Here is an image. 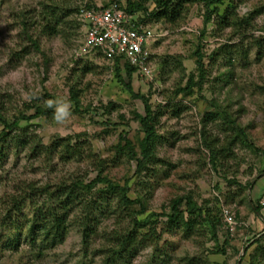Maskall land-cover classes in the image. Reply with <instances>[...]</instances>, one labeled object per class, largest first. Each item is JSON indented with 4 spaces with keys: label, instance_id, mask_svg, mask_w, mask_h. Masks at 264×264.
Returning <instances> with one entry per match:
<instances>
[{
    "label": "rangeland",
    "instance_id": "rangeland-1",
    "mask_svg": "<svg viewBox=\"0 0 264 264\" xmlns=\"http://www.w3.org/2000/svg\"><path fill=\"white\" fill-rule=\"evenodd\" d=\"M51 1L57 0L43 5L41 0H0V112L8 123L20 114L28 117L19 120L17 131L25 137L35 135L45 145L64 137L72 143L80 141L81 155L47 162L32 156L27 144L17 147L12 142L8 147L5 143L0 197L15 193L16 183L42 185L61 178L71 182L77 177L88 191L87 185L97 173L91 161L100 158L103 175L121 185L128 182V196L136 201L144 194L147 206L137 216L147 219L146 225L137 230L134 244L120 249L119 258L111 264H248L254 241H264V206L260 215L253 209L264 205V42L261 49L256 44L264 37V0H225L216 5L218 9L208 21L201 0H171L169 9L158 7L155 0H139L150 14L139 11L135 17L160 36L150 49L152 78L135 71L131 79L124 61L117 66L96 52L78 55L82 27L74 13L62 17L59 11L56 18L46 16L43 7ZM106 1L67 2L78 6ZM229 1L235 5L229 18L232 22L247 25L246 17L254 13L248 31L240 32L231 24L219 31L220 15ZM25 17L35 21L29 31L39 40V49L21 29ZM44 22L56 32L39 33ZM198 49L204 54L205 81L201 89L194 86L179 91L191 75L194 82L198 80ZM122 79L130 80L134 92L148 99L159 136L155 159L140 174L137 161L129 159L119 146L130 141L140 152L145 132L139 115H145L144 104L131 96ZM71 88L78 93L79 111L70 99ZM59 102L70 106V116L63 123L55 120ZM36 105L43 106L38 116ZM221 108L239 122L248 140L236 138V130ZM2 130L7 128L0 123ZM209 144L222 153L217 169L210 162ZM247 183L250 188L244 186ZM104 187L98 183L89 193L100 194ZM187 192L193 193L199 205H206L215 220H221L222 207L235 213L238 226L234 233L228 231L231 241L225 252H215L224 242L222 221L217 227L220 243L215 244L206 222L187 229L164 215L146 218L151 213L170 214V200ZM107 198L109 202H102L94 215L97 228L88 244L74 226L54 241L41 234L31 236L33 207L26 206L21 230L13 233L15 240L9 230L0 229V264H101L108 234L120 232L130 222L126 207L118 210L116 202ZM133 206L138 209L139 203ZM154 228L157 238H151L153 241L140 237Z\"/></svg>",
    "mask_w": 264,
    "mask_h": 264
},
{
    "label": "trees",
    "instance_id": "trees-1",
    "mask_svg": "<svg viewBox=\"0 0 264 264\" xmlns=\"http://www.w3.org/2000/svg\"><path fill=\"white\" fill-rule=\"evenodd\" d=\"M41 5L45 4L47 0H41ZM68 0H57L49 4L48 7H43L44 14L51 15L53 17L59 16V11L62 12V17H69L71 14H77V11L81 7V5L92 6L95 4L92 3H81L76 6L71 2L70 5ZM113 1V0H112ZM121 2V0H116ZM158 4V7H163L164 9H169L171 6V0H155ZM198 1V0H196ZM204 3V7L206 10L205 18L208 21L211 15L218 9L216 7L217 4L224 3L225 0H201ZM126 11L129 13L135 14L136 12L142 11L143 13H148V10L142 1L137 0H125ZM229 6L227 9L220 15L219 31L224 27L230 26L231 24L233 28H236L240 32L248 31L247 28L251 24V18L254 13H251L248 17H246L247 25L243 23H239L235 19L233 22L230 21V16L232 18V14L235 9V5L232 1H229ZM228 5V4H227ZM45 8V9H44ZM174 10V9H173ZM258 13V11H257ZM77 18V16H76ZM35 19V18H34ZM78 20V19H77ZM22 25L21 29L24 34H27V39L36 47L40 48L39 40L34 36L29 30L30 26L35 24L33 20L28 21V17L21 19ZM65 22V21H64ZM80 26L81 23L78 20ZM249 24V25H248ZM264 29V25L261 27ZM51 30V27L48 23H41L39 25V33H48L49 35L54 34L56 31ZM264 42V37H261L256 44L261 49V44ZM217 53H213L211 57L213 58ZM196 66L198 69V80L194 82V77L191 75L188 78L187 84L180 88L179 91L183 90H191L194 86H197L198 89H201L206 76V68L204 66V54L201 53L200 49L196 51ZM118 66V62H116ZM126 75L129 79L136 71V68L133 66L125 64ZM120 76V75H119ZM124 84V88L131 94L132 97L141 98L144 104L145 115L140 116L141 118V126L144 128L145 135L143 139L140 140V152L138 153L135 150V147L132 145L130 141H127L123 146H119L121 152H126L128 154L129 159H134L137 161V172L140 174L147 166L152 163L155 159V148L159 139L158 134L155 131L154 127V111L149 104V101L144 96H141L134 92L131 82L125 81L122 79ZM70 99L75 104V109L79 111L80 101L78 98V93L74 89H70ZM215 106L220 107L219 104L215 103ZM35 116L41 114L43 112V106L36 105ZM223 115L226 117L228 123H230L234 127V131L236 130L235 136L236 138L241 139L242 141L248 140V135L245 133L239 122L231 117L225 109L221 108ZM23 114H20L13 118V121L7 122L5 117L0 112V123L4 125V128L7 130L0 131V170L2 167V163L6 156H4L5 143L8 147L15 144V146H25L28 145L30 154L39 159H44L47 162L54 160L57 158L60 161L66 160V158L73 159L78 158L81 155V143L75 142L72 143V140L69 137L59 138L50 144H43L42 141L37 140V136L29 135L25 137L20 131H17L18 122L20 119H26ZM23 131V130H22ZM11 135L8 140V136ZM246 144H248L246 142ZM250 145V144H249ZM207 148L210 151V162L214 169H217V165L221 162L222 153L219 149L211 144L207 145ZM92 160V159H90ZM102 159H93L92 167L97 171L96 177L92 179L88 183V191L84 189L83 181L79 180L77 177L71 182L61 178L55 182H46L42 185H36L33 182H29L27 184L19 185L16 183L15 185V193H5L0 197V229L9 230V236L12 237L13 240L16 237L13 235L15 231L18 233L21 230V222L20 218L24 214V208L33 207L32 215L33 220L31 225L29 226V234L35 237L38 234L43 235V238L46 240H57L64 235L66 229L71 226L77 227L78 231L81 234L82 240L85 244L90 242L91 237L96 232V211L101 210V206L104 204L102 202H109L107 197L112 198L117 205L118 210H122L125 206L127 209L125 217H127L130 222L127 223L126 228L119 231L110 232L108 234L107 246L102 249V257L101 264H111L112 260H116L119 258L120 249H125L128 246L134 244L137 236V230L140 227H143L147 223V219L138 220L137 216L143 214L147 210L145 195L141 194L137 198V200H133L128 196V192L130 187L128 182L124 185L119 184L116 181H113L107 175H103V171L100 167V162ZM236 182V181H235ZM1 183V180H0ZM105 184V187L99 190L98 193H89L92 186L96 184ZM245 187L250 188L251 183H247L244 185ZM244 188V187H242ZM233 197V196H232ZM106 200V201H105ZM139 203V208L135 209L134 204ZM109 205L108 203H106ZM264 205H256L252 206L257 214H261V208ZM132 207V209H131ZM169 212H161L160 214L151 213L148 217L160 215L167 216L168 221H172L177 225L184 226L189 229L190 227L200 223H207L208 226H211V236L214 240L215 244L220 243L219 234L217 227L221 224V220L216 218V220L210 216L208 207H203L199 205L197 200L195 199L192 192H187L183 194H179L173 199L170 200L168 204ZM204 208L206 211H204ZM220 215L221 210L219 209ZM238 214V213H237ZM95 215V216H94ZM95 218V219H94ZM223 223V222H222ZM227 230V229H226ZM225 230V234H223L224 242L221 246H217L215 252L223 253L226 250V245L231 241L230 233L228 230ZM36 233V234H35ZM142 239L151 240V238H157L156 229H149L148 232L140 234ZM15 238V239H14ZM263 238V237H262ZM7 240L8 239L7 237ZM255 246L253 252L249 256L248 264H264V241L261 238L256 239L252 244Z\"/></svg>",
    "mask_w": 264,
    "mask_h": 264
},
{
    "label": "built area",
    "instance_id": "built-area-1",
    "mask_svg": "<svg viewBox=\"0 0 264 264\" xmlns=\"http://www.w3.org/2000/svg\"><path fill=\"white\" fill-rule=\"evenodd\" d=\"M76 16L82 27L78 55L86 57L96 52L112 64L124 61L146 78H152L148 61L150 49L160 36L152 26L126 11L116 0L89 7L81 5ZM221 217L223 226L234 233L238 226L235 213L222 207Z\"/></svg>",
    "mask_w": 264,
    "mask_h": 264
},
{
    "label": "clouds",
    "instance_id": "clouds-1",
    "mask_svg": "<svg viewBox=\"0 0 264 264\" xmlns=\"http://www.w3.org/2000/svg\"><path fill=\"white\" fill-rule=\"evenodd\" d=\"M49 107L52 106V102H48ZM70 116V106L68 103L59 102L55 107V120L58 123H63Z\"/></svg>",
    "mask_w": 264,
    "mask_h": 264
}]
</instances>
